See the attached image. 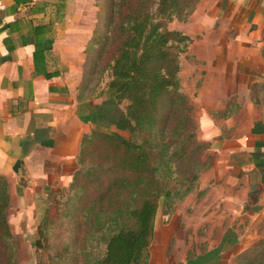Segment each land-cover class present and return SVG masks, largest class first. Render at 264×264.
<instances>
[{"label":"crops","instance_id":"crops-1","mask_svg":"<svg viewBox=\"0 0 264 264\" xmlns=\"http://www.w3.org/2000/svg\"><path fill=\"white\" fill-rule=\"evenodd\" d=\"M98 13V0H0V176L11 226L36 224L72 182L82 137L101 124L115 126L98 112L105 100L80 99ZM176 29L194 40L190 51L197 44L192 64L202 69L200 86L189 96L196 139L208 145L202 195L186 199L193 213L211 208L200 215L202 234L195 222L187 227L192 239L180 258L240 264L264 239L253 234L264 216V0H199L187 29ZM193 198L200 202L190 206ZM240 215L247 216L245 233ZM173 240L170 257L178 258L183 239Z\"/></svg>","mask_w":264,"mask_h":264},{"label":"trees","instance_id":"trees-1","mask_svg":"<svg viewBox=\"0 0 264 264\" xmlns=\"http://www.w3.org/2000/svg\"><path fill=\"white\" fill-rule=\"evenodd\" d=\"M195 6L185 10L187 0L113 2L107 23L112 45L107 62L110 80L107 98L98 112L107 115L108 125L131 132L125 137L117 131L92 128L82 137L79 167L69 185L84 186L82 180L101 172L110 177L107 185L97 186L102 188L91 199L100 209H108L96 215L89 211L88 217L89 224L97 225L95 233L108 229L104 255L98 264H147L160 197L174 206L188 194H202L198 191L199 175L205 167L201 155L208 145L196 139V123L190 114L193 105L181 91L179 76L178 44L190 38L167 27L174 18H188ZM93 43L94 35L91 46ZM173 117L179 120L171 126L174 132L166 134ZM92 150L96 151V160L83 163ZM176 161L191 164L187 172L172 178V163ZM178 185H185L180 193L175 191ZM9 206L7 181L0 176V264H18L7 219ZM106 219L112 229L100 223ZM40 226L38 234L43 236ZM256 246V250L246 252L259 257L256 264H264V239Z\"/></svg>","mask_w":264,"mask_h":264},{"label":"rangeland","instance_id":"rangeland-1","mask_svg":"<svg viewBox=\"0 0 264 264\" xmlns=\"http://www.w3.org/2000/svg\"><path fill=\"white\" fill-rule=\"evenodd\" d=\"M197 1L199 0H187V7L185 10L192 8L196 5L195 3H197ZM113 2H115V0H98L99 13L95 31L96 35L94 34L93 45H90L91 47L88 48L87 69L85 70L84 82L80 90V99L86 104H88V102H94L93 104L98 105L107 98V84L110 80L107 62L111 57L112 47L108 38L110 29H108L107 23L108 17L111 16L113 12L111 10ZM187 20L188 18L184 20H177L174 18L167 23V27L171 30H177V27H182V29L186 30ZM179 32L183 33L182 31ZM217 40V38L211 39V41ZM193 41L194 40L190 38L188 42L178 44L181 50L179 57L181 91L187 96L190 105L193 104V98L190 97L189 94L195 92L194 95H197L195 90L200 86V82L195 83V78H201L200 70H202L201 67L192 64L193 62H197V57L193 52L198 50L196 48L197 44L191 51L189 50ZM201 52L203 53V50H201ZM125 104L126 102L120 105V110L121 108L123 109ZM117 113L118 111L115 115L116 119ZM113 114L111 115L113 116ZM190 114L195 121L194 107H192ZM111 115L109 118H112ZM104 120L105 122L107 121L105 117ZM178 120V117H173L171 121L168 122L166 134L174 132V130H171V126ZM180 124L181 123H179V125ZM116 128V126H106V124L98 126V129L101 131H117L125 137L130 135V130ZM93 151L94 150L86 154L83 163L85 162V164H88L96 160V151ZM189 164H191L190 161H176L172 163V178L187 172ZM109 179L110 177L108 175L102 176L101 172L97 177L87 178V181L82 180L81 182H85L84 186L81 185L79 188H71L70 186L60 188L48 209L38 218L36 224H33L31 227L22 228V226H11L8 220L11 233L14 236V242H16V257L18 264H98V261H100L104 255L105 240L109 236L108 229L104 227L102 231L95 233L97 225L94 223L89 224L88 217L90 215L89 211H91L93 215H96L108 209H100V206L92 203L93 201H91V199L96 196V191L102 188L97 186L107 185L110 181ZM184 186L185 185H178L175 191L178 190V193L182 192ZM201 195L202 194H199L198 196ZM177 197L176 194V198ZM186 197L174 206L168 205L166 199L160 197L154 221V238L151 247L148 249L149 258L147 264H188L187 262H192V258H189L191 253L188 254L185 263H182L183 259L180 258V256L185 255V248L188 246V240L190 241L192 239V236L188 235L187 227L190 226L194 228L193 222H195V228H200L199 235L202 234V230L204 229L200 215H202L204 210L210 211L211 208L208 206L202 208V206H200L197 212L193 213L191 207L188 209ZM194 201L200 202V199H191V201H189L190 206L193 205ZM102 207L105 208L106 206ZM188 218H190V220H188ZM107 220L108 219L103 220L100 223H104L106 228L112 229L113 226H109ZM241 220L242 222H240ZM228 222L229 218L227 217L225 224H228ZM236 222L240 224V232L245 233L247 228H244V226L247 224V216L240 215ZM39 226L43 231V236L38 234ZM176 235L182 237L183 242L182 245L179 246L178 258L176 256L172 258L170 257L171 248L172 245H174L173 239ZM162 240L165 241L164 245L161 243ZM203 248L204 246L202 247L201 244V249ZM164 250L167 251V258L165 259L161 258ZM243 255L240 264H256L257 258H259L249 252ZM202 261L203 259H201L200 263Z\"/></svg>","mask_w":264,"mask_h":264},{"label":"water","instance_id":"water-1","mask_svg":"<svg viewBox=\"0 0 264 264\" xmlns=\"http://www.w3.org/2000/svg\"><path fill=\"white\" fill-rule=\"evenodd\" d=\"M253 234L256 236H264V216L255 224Z\"/></svg>","mask_w":264,"mask_h":264}]
</instances>
